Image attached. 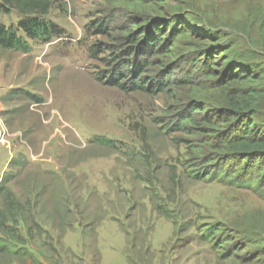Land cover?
Segmentation results:
<instances>
[{"label": "rangeland", "instance_id": "rangeland-1", "mask_svg": "<svg viewBox=\"0 0 264 264\" xmlns=\"http://www.w3.org/2000/svg\"><path fill=\"white\" fill-rule=\"evenodd\" d=\"M129 1L51 0L39 17L59 35L27 38V53L0 48V182L19 212L0 236L25 251L22 258L0 253V264H235L203 238L206 228L264 238V193L219 177L194 178L196 135L176 120L190 87L173 84L193 56L167 73L165 53L128 39H141ZM159 8L198 35L222 31L219 43L264 61L256 22L264 20V0H160ZM29 16L12 8L0 23L16 28ZM165 29L163 23L168 35ZM187 42L181 39L178 51ZM133 51L136 61L149 63L135 75L145 89L131 86L122 64ZM119 72L114 80L124 87L109 84ZM154 83L162 87L148 86ZM5 195L0 209L8 207Z\"/></svg>", "mask_w": 264, "mask_h": 264}, {"label": "trees", "instance_id": "trees-1", "mask_svg": "<svg viewBox=\"0 0 264 264\" xmlns=\"http://www.w3.org/2000/svg\"><path fill=\"white\" fill-rule=\"evenodd\" d=\"M51 4V0H0V14H7L14 8L21 14L31 15L20 19L16 28L0 23V48L27 53L31 49L27 38L43 40L59 35L61 30L54 23L39 17L48 14ZM159 4L160 0L129 1V8L137 13L131 22L137 25V36L141 39L134 40V34H130L128 39L137 46L147 41L153 54L165 53L171 61H167L170 66L167 73L174 67H181L183 61L189 63L187 56H193L190 69L173 84L190 87L191 98L181 107L176 120L178 129L196 135L195 140L190 142L194 178L209 176L227 179L234 185L253 187L263 196L264 61L255 64L241 57L232 43H219L225 39L220 30L204 28L200 36L187 30L179 15L161 12ZM149 10L157 13L155 19L149 16ZM157 17H163V20L157 23ZM256 22L259 23L258 33L262 34L264 20L256 19ZM163 23L165 30L169 29L168 35L163 31ZM19 30L24 35H20ZM97 31L103 33L105 29L99 25ZM194 36L199 39L198 44L193 42ZM181 39L188 42L184 50L178 51ZM136 54L133 51L127 55L122 64L130 70L131 86L145 89L139 79H135V75L144 72L149 63L148 60L141 62L142 58L136 61ZM119 77H122L120 72L115 74L109 84L124 87V84L114 80ZM148 86L162 87V84ZM2 191H6L4 199L8 206L0 209V233L5 234L7 223L16 221L19 212L13 201L7 203L10 200L8 197L14 195L4 187L3 181L0 182V194ZM203 238L222 247V258L231 259V263L234 260L235 264H264V238L257 234L237 239L231 230L213 224L205 229ZM230 243L232 248L227 249ZM249 246L254 248L248 251ZM24 252L0 236V253L22 258Z\"/></svg>", "mask_w": 264, "mask_h": 264}, {"label": "built area", "instance_id": "built-area-1", "mask_svg": "<svg viewBox=\"0 0 264 264\" xmlns=\"http://www.w3.org/2000/svg\"><path fill=\"white\" fill-rule=\"evenodd\" d=\"M6 136V130L3 128H0V141L5 143L4 137Z\"/></svg>", "mask_w": 264, "mask_h": 264}]
</instances>
